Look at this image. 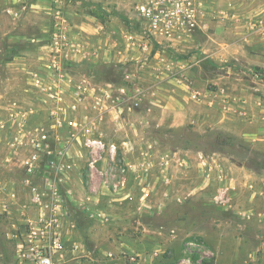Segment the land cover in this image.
<instances>
[{
    "label": "rangeland",
    "instance_id": "1",
    "mask_svg": "<svg viewBox=\"0 0 264 264\" xmlns=\"http://www.w3.org/2000/svg\"><path fill=\"white\" fill-rule=\"evenodd\" d=\"M203 24L165 41L183 61L167 69L124 4L0 0V264L20 263L12 224L54 202L55 264H264V0H219Z\"/></svg>",
    "mask_w": 264,
    "mask_h": 264
},
{
    "label": "built area",
    "instance_id": "2",
    "mask_svg": "<svg viewBox=\"0 0 264 264\" xmlns=\"http://www.w3.org/2000/svg\"><path fill=\"white\" fill-rule=\"evenodd\" d=\"M114 4H124L137 19L143 24L145 30L141 34V46L150 56L161 62L165 68L170 69L182 65L183 61L171 55V49L165 46V41H173L177 38L183 40L192 39L198 30L204 29L205 10L213 6L219 0H109ZM54 26L51 32L50 47L54 53V59L65 49L68 38L65 28V18L61 9L53 12ZM138 34V33H137ZM128 39L133 38L136 32L127 31ZM167 54V55H166ZM181 78V77H180ZM183 78H181L182 80ZM188 86L190 82H185ZM193 98L200 95L198 90L191 92ZM89 130V129H88ZM89 144L93 147L105 149L107 144L97 138H89ZM113 154L116 145L108 146ZM35 158L26 161L29 173L36 167ZM37 191L35 190V193ZM52 192L57 196L58 186H53ZM15 198L16 193L12 192ZM39 198V196H38ZM56 201L58 197H55ZM7 204L0 202V213L7 211ZM50 213L42 207L39 220L31 223L30 229L20 239L18 247L19 264H55L63 259L66 251L65 231L63 228L64 215L61 205L54 202L49 207ZM189 261V260H188Z\"/></svg>",
    "mask_w": 264,
    "mask_h": 264
},
{
    "label": "crops",
    "instance_id": "3",
    "mask_svg": "<svg viewBox=\"0 0 264 264\" xmlns=\"http://www.w3.org/2000/svg\"><path fill=\"white\" fill-rule=\"evenodd\" d=\"M13 115V114H12ZM169 162H170V160H169ZM27 175L28 176H31V173H33V172H31V173H29L28 171H27ZM28 181V180H27ZM13 188H15V187H13ZM14 192H15V189H14ZM16 193V192H15ZM12 194V193H11ZM17 194L18 193H16V197H17ZM12 196V195H11ZM13 199H15V198H13ZM13 225V228H9L10 229V231L8 230V232H7V234L8 235H10V236H14V230H17L18 228H20V229H22V235H24V234H26V232H27V230L29 229V227H28V225H30V224H12ZM17 232V231H16Z\"/></svg>",
    "mask_w": 264,
    "mask_h": 264
},
{
    "label": "trees",
    "instance_id": "4",
    "mask_svg": "<svg viewBox=\"0 0 264 264\" xmlns=\"http://www.w3.org/2000/svg\"><path fill=\"white\" fill-rule=\"evenodd\" d=\"M205 264H207V263H205Z\"/></svg>",
    "mask_w": 264,
    "mask_h": 264
}]
</instances>
